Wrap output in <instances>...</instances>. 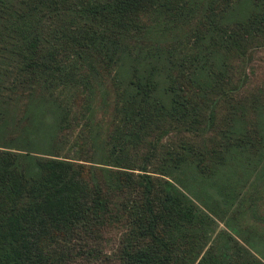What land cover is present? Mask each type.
Returning a JSON list of instances; mask_svg holds the SVG:
<instances>
[{
  "label": "trees",
  "instance_id": "obj_1",
  "mask_svg": "<svg viewBox=\"0 0 264 264\" xmlns=\"http://www.w3.org/2000/svg\"><path fill=\"white\" fill-rule=\"evenodd\" d=\"M258 48L264 0H0V264H264Z\"/></svg>",
  "mask_w": 264,
  "mask_h": 264
},
{
  "label": "rangeland",
  "instance_id": "obj_2",
  "mask_svg": "<svg viewBox=\"0 0 264 264\" xmlns=\"http://www.w3.org/2000/svg\"><path fill=\"white\" fill-rule=\"evenodd\" d=\"M244 70L248 77V91H252V89H255L264 83V48H258L253 51ZM252 180L253 175H250L248 181L245 182V185L241 190L242 194H240V196L244 197V200L240 205L233 209V211L236 208L239 210L238 213H235V221L240 222L242 218H244V220H255L257 222L264 221V185L261 186L256 182V179L254 181ZM215 228H224L223 222L216 221ZM108 237L114 238L112 235H108ZM109 247V243L108 245L107 243L104 244L105 252H109ZM64 264H79V260L77 262H70L69 260Z\"/></svg>",
  "mask_w": 264,
  "mask_h": 264
}]
</instances>
